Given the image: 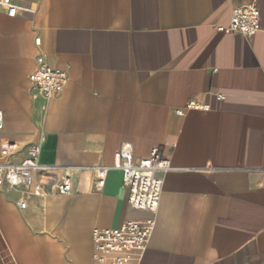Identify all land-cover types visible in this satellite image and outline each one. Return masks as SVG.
Returning a JSON list of instances; mask_svg holds the SVG:
<instances>
[{"label": "crops", "instance_id": "obj_1", "mask_svg": "<svg viewBox=\"0 0 264 264\" xmlns=\"http://www.w3.org/2000/svg\"><path fill=\"white\" fill-rule=\"evenodd\" d=\"M9 1L23 9L0 5V163L40 134L48 194L0 186V264H264V0ZM252 2L257 34L218 30ZM42 63L68 77L50 100L30 78ZM123 142L175 167L156 213L130 204L120 169L96 186ZM65 175L72 190L56 194ZM150 218L145 249L95 258L94 228Z\"/></svg>", "mask_w": 264, "mask_h": 264}, {"label": "built area", "instance_id": "obj_2", "mask_svg": "<svg viewBox=\"0 0 264 264\" xmlns=\"http://www.w3.org/2000/svg\"><path fill=\"white\" fill-rule=\"evenodd\" d=\"M9 16H15L20 5L9 0H0ZM261 11L255 2L247 5H238L233 8L231 22L227 26H218V30L228 34H241L252 37L261 29ZM33 87L38 96L50 100L59 95L65 88L68 77L65 71L54 69L46 63L40 64L30 75ZM222 97V96H221ZM191 109L206 110L207 104L190 101ZM4 114L0 111V131L4 128ZM40 139L37 143L30 144L29 155L20 164L0 163V186L7 183L10 187L25 186L37 196L48 194L44 183L36 178V169L39 167ZM117 168L123 172V186L129 190L130 204L139 210H147L156 213L160 207L164 187V175L173 170L170 158L163 155L159 148H154L145 158L135 156L133 145L123 142L117 153V161L113 166H96V186L102 188L108 171ZM264 188V179L262 181ZM72 190V182L69 175L55 184L56 194H67ZM21 208L27 206L25 201L19 202ZM155 226L154 218L145 221H127L120 227L100 229L94 228L92 235L95 245V258L98 261L104 259V255L123 251L128 248L145 249ZM126 258L117 256L111 264H124ZM135 264V263H132Z\"/></svg>", "mask_w": 264, "mask_h": 264}, {"label": "water", "instance_id": "obj_3", "mask_svg": "<svg viewBox=\"0 0 264 264\" xmlns=\"http://www.w3.org/2000/svg\"><path fill=\"white\" fill-rule=\"evenodd\" d=\"M40 139V134L37 135V137L35 138V140L31 143V144H34V143H37Z\"/></svg>", "mask_w": 264, "mask_h": 264}]
</instances>
